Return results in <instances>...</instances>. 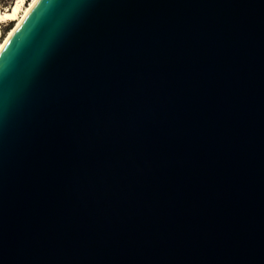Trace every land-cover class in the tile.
Wrapping results in <instances>:
<instances>
[{
  "label": "water",
  "instance_id": "water-1",
  "mask_svg": "<svg viewBox=\"0 0 264 264\" xmlns=\"http://www.w3.org/2000/svg\"><path fill=\"white\" fill-rule=\"evenodd\" d=\"M0 264H264V0H38L0 50Z\"/></svg>",
  "mask_w": 264,
  "mask_h": 264
},
{
  "label": "bare ground",
  "instance_id": "bare-ground-1",
  "mask_svg": "<svg viewBox=\"0 0 264 264\" xmlns=\"http://www.w3.org/2000/svg\"><path fill=\"white\" fill-rule=\"evenodd\" d=\"M37 1L38 0H31L29 4L25 5L24 0H16V2L11 6L9 10L0 12V23L16 21V24L10 28L4 39L0 41V50L2 49V47L5 45V43L8 41V39L11 37V35L14 33V31L17 29V27L20 25V23L23 21V19L26 17V15L29 13V11L32 9V7L35 5ZM0 35H1V29H0Z\"/></svg>",
  "mask_w": 264,
  "mask_h": 264
},
{
  "label": "rangeland",
  "instance_id": "rangeland-1",
  "mask_svg": "<svg viewBox=\"0 0 264 264\" xmlns=\"http://www.w3.org/2000/svg\"><path fill=\"white\" fill-rule=\"evenodd\" d=\"M30 1L31 0H24V4L27 5L29 4ZM15 2L16 0H0V12L9 10ZM15 24L16 21L0 23V29H1L0 41H2L4 37L7 35L8 29L10 27H13Z\"/></svg>",
  "mask_w": 264,
  "mask_h": 264
},
{
  "label": "trees",
  "instance_id": "trees-1",
  "mask_svg": "<svg viewBox=\"0 0 264 264\" xmlns=\"http://www.w3.org/2000/svg\"><path fill=\"white\" fill-rule=\"evenodd\" d=\"M11 28V27H10ZM10 28L8 29V31L10 30Z\"/></svg>",
  "mask_w": 264,
  "mask_h": 264
}]
</instances>
